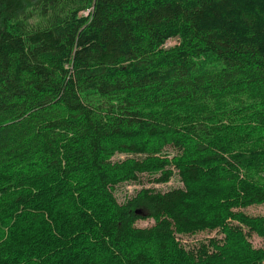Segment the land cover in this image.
Returning <instances> with one entry per match:
<instances>
[{"label":"trees","instance_id":"obj_1","mask_svg":"<svg viewBox=\"0 0 264 264\" xmlns=\"http://www.w3.org/2000/svg\"><path fill=\"white\" fill-rule=\"evenodd\" d=\"M261 204L264 0H0V264H264Z\"/></svg>","mask_w":264,"mask_h":264},{"label":"rangeland","instance_id":"obj_2","mask_svg":"<svg viewBox=\"0 0 264 264\" xmlns=\"http://www.w3.org/2000/svg\"><path fill=\"white\" fill-rule=\"evenodd\" d=\"M88 10L85 11L88 12ZM177 43V39H169L166 43V47L174 46ZM169 152L173 153L174 150L172 148L168 149ZM126 155L124 154H118L115 156L114 159H124ZM149 178L147 176H143L141 178V182H129V183H123L116 187L115 195L120 203L125 202L128 198L135 195L138 190H140L143 186L144 187H154L161 191H167L171 188L175 187H182V182L179 179V176L176 174L171 181L164 184H156L153 182H150L148 180ZM248 215L250 216H263L264 217V204L261 205H252L248 208L243 209ZM137 226L139 227H149L154 224V220L151 218L147 219H140L137 221ZM223 234L217 230L214 231H203L199 232L194 235H178V237L181 239L182 243L188 248L195 247L199 245L200 242L207 241L210 238H217L222 239ZM250 241L255 247H262L264 246V239L259 237L256 234H253L250 237Z\"/></svg>","mask_w":264,"mask_h":264},{"label":"built area","instance_id":"obj_3","mask_svg":"<svg viewBox=\"0 0 264 264\" xmlns=\"http://www.w3.org/2000/svg\"><path fill=\"white\" fill-rule=\"evenodd\" d=\"M90 11V10H89ZM89 11L88 12H86L85 14H89Z\"/></svg>","mask_w":264,"mask_h":264}]
</instances>
